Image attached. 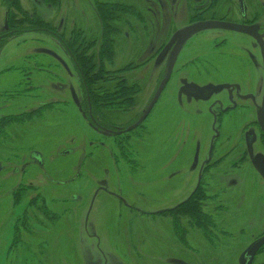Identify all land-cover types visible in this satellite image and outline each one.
I'll return each mask as SVG.
<instances>
[{"label":"rangeland","instance_id":"rangeland-1","mask_svg":"<svg viewBox=\"0 0 264 264\" xmlns=\"http://www.w3.org/2000/svg\"><path fill=\"white\" fill-rule=\"evenodd\" d=\"M13 4L12 15L20 21L24 12L33 13L43 23L29 26L28 33L2 48L0 87L20 78L21 68L24 73H35L51 65L56 76L52 74L43 84L53 85V91L49 87L38 93L39 101H49L53 96L50 131L41 128L40 132L38 123L33 125L40 120L39 115L23 125V119L3 120L6 112L0 110L4 125L13 122L7 128L6 142L0 139V264H243L246 250L264 235V152H257L264 140L258 138L255 129L248 130L256 134L255 152H232L216 169L218 184L231 187L225 194L229 215L226 220H217L216 230L211 226L213 232L203 229L208 222L193 213V207L180 218L154 215L176 203L187 190L184 183L194 184L189 165L194 157L199 163L203 160L213 133L205 119L180 124L169 120L192 117L196 107H208L181 94V74L173 73L165 86L170 71L165 66L175 64V55L168 52L171 44L163 49L162 45L171 35L172 25L179 28L182 23L178 9L173 14L170 8L172 1L58 0L53 6L42 0H0V32L4 13ZM115 4L128 5L129 11L118 13ZM54 35L63 42L77 43L82 54L96 55L93 71L101 78L98 94L108 99L101 102V108L110 109L113 125L128 126L157 100L139 129L125 138L103 141L90 127L77 107L81 98L77 73L63 58ZM56 57L67 65L61 67ZM24 58L27 60L21 63ZM178 66L177 60L175 68ZM190 70L188 83L195 86L218 89L214 86L227 81L224 72L207 75L203 68ZM245 77L240 75L239 79L244 81ZM252 77L258 79V73L247 76L246 87ZM121 84L133 92L114 96L113 89ZM25 102L26 108L37 104ZM13 107L8 112L22 110ZM203 116L208 115L204 112ZM18 120L22 125H17ZM224 126L222 133L226 134ZM241 126H226L231 129L227 134L234 138ZM50 133L53 137L46 139ZM128 138L127 147L117 146L119 140ZM196 139L202 145L201 152H192ZM101 141L106 143L104 148ZM186 145L187 151L182 152ZM31 148L41 151L45 170L28 167L24 176L14 174ZM132 150L136 153L133 164L117 163L118 152ZM167 165L168 170L164 169ZM167 178H173L168 185ZM19 183L21 189H17ZM219 226L230 233L221 232ZM252 264H264V247Z\"/></svg>","mask_w":264,"mask_h":264},{"label":"flooded vegetation","instance_id":"flooded-vegetation-1","mask_svg":"<svg viewBox=\"0 0 264 264\" xmlns=\"http://www.w3.org/2000/svg\"><path fill=\"white\" fill-rule=\"evenodd\" d=\"M171 1L172 4L170 8L175 11L173 14H176L178 9V14L180 15L179 19L182 23L179 28L172 25L173 31L171 35L168 36L167 41L162 45L163 49L171 44L168 47V52L175 55V64L170 67L168 66L169 64H166L165 66L166 70L167 67L170 69V71L168 70L167 72L168 74H166L168 79L165 86L167 87L173 73H177V75L181 74V77L184 76V78L182 77L180 80L181 84L179 83L181 94L201 101L204 104L207 103L206 106L208 107L205 109L196 107L192 113L194 117L174 116L170 117L169 120H172L175 124H180L181 121H194L198 123L203 122V119H205L204 123L206 124L207 120L209 121L208 124L211 125L210 127L213 133L212 137H210L206 143V149L204 151L206 154L203 157V160L199 163L198 159L194 157L191 160V165H189V178L195 180L194 184L184 183L183 188L186 187L187 190H184L181 195L178 196L179 199L176 203L154 212V215L165 216L167 218H180V216L185 215L189 211L187 210L189 209L187 208V204H192L198 210V217H201L204 221L208 222L203 229H208L213 232L216 230L217 220L219 218L226 220L230 211L228 203H225L227 201L225 194H227L226 190L230 191L231 187H227L226 189V187L222 188V186L218 184V176L216 173L218 165L221 162L226 161L232 152H255L253 147L256 143V134L254 132H249L248 130L254 131L255 129L258 138L262 141L264 140V129L260 124V120L264 121V0ZM125 4L127 3L125 2ZM125 4H119L120 6H116L117 4H115L118 13H122L120 11L122 9L129 11L128 5ZM13 6L14 4L11 5L10 8H7L4 13L3 26L0 32V51L6 44L25 35V33H21L12 37L10 36L11 32H9V26H11L10 23L14 18L11 16L10 20H8V13L14 9L12 8ZM16 20L20 22L19 19L16 18ZM197 26H200L201 29L189 33L190 29ZM113 31L114 30L111 32ZM113 33H119V31L115 30ZM53 39L63 50V58L66 59L65 61H68V65L73 66L77 73L79 92L81 94V98L78 99L79 104L77 107L87 123L92 125L90 127L97 130L99 135L103 137V141L108 137L115 140L125 138L144 124L156 104V99L154 103H149L147 110H150L142 122L135 128L128 130V128L134 126L146 112L128 126L113 125V122L110 119L111 117H109L110 109H107L106 107L101 108L100 104V113H97L96 111L94 113V110H91L90 101L88 99L89 97L85 95L87 93L83 88V79L75 52L88 59H92V61L94 60V57L97 58L96 55L91 53H89V56L82 54L79 51L80 46L78 47L77 43L72 41L63 42L62 38L59 36L54 35ZM107 42L110 43V41ZM153 57L154 56L150 57L149 60L146 61V64L150 62ZM54 59L57 64L59 63L61 65V67L67 65L65 62L59 61L57 57ZM26 60L27 58L21 59V63ZM37 60L38 59L35 60V63ZM177 60L179 61V66L178 68H175ZM166 62L169 63V54L168 57H166ZM202 65L206 66V68ZM49 66L51 67V65ZM49 66H47L48 68H44V66L40 67L41 71L35 73L28 70L25 72L26 74L21 68L19 69L20 78L12 79L10 84L0 87V110L6 112L3 114V120L23 119L24 125L34 120L35 117L39 115L40 120L34 121L33 125L36 126L35 124L38 123L37 128L40 132L41 128H45L47 131L53 129V96L52 94L49 95L52 96L49 98V101H39L40 96L38 94L42 91V88L46 89L50 87L51 91H53V85L48 87H45V85L43 86L45 81H50L52 74L54 77L56 76V72L53 73V70L55 69L50 68ZM190 68H192L194 72L200 71L203 68L207 75L224 72L226 73L224 78H226L227 81L214 86L219 87L218 89L208 85L195 86L190 81V83H188L187 75L188 73L190 74L193 72ZM250 71L252 72L250 73ZM47 73H49V75ZM256 73H258V79H253L252 77V82L248 84L249 88L246 87L247 76H250L251 74L255 76ZM240 75H246L244 81L239 79ZM165 86L163 88H165ZM9 88L10 90H8ZM121 88H124L129 94L133 92L129 88L123 87L121 84L113 89L114 96ZM11 90L14 91L10 92ZM137 92L138 90L135 89V93ZM211 96H214V98L210 101L208 99H210ZM26 100L30 101L31 104L36 102L37 104L34 107L26 108ZM85 101L87 103V105L84 106L86 113L80 109V106H82ZM17 104H20L21 107H13V105ZM10 106L13 108H21L22 110L18 113H10L8 112ZM204 112L208 115L206 116L207 118L204 116L202 117ZM12 123V121H9L4 125L3 121H0V139H2L3 144L6 142V137L8 136L7 128H9V126L11 127ZM16 123H18L17 125H22L20 120ZM224 123L226 126L233 124L242 126L236 130L237 133L233 138L232 133L227 134L231 129L226 126H224L226 134L222 133V125H224ZM51 137H53L52 133L48 134L46 139H50ZM103 141L100 142V145L104 148L106 143ZM126 141H129V138L124 139V141L119 140L117 146L120 147L124 145L127 147L128 143ZM122 142L125 143L123 144ZM131 144L134 146L133 143ZM189 144H191V142H189L188 145ZM188 147L189 146L187 145L183 146L181 148L182 152H184V149L186 152ZM201 147L200 140L196 139L194 150L192 152H201ZM257 152H264V144H260V150ZM188 157H185L184 160H187ZM116 158L117 163L129 161V163L133 164L132 161L136 160V153L134 150H132V152H118ZM28 167H33L36 171L45 170V162L43 161L42 153L39 149L31 148L28 150L27 160L20 165L19 171H14V174L20 173L22 177L26 174ZM168 168H170L169 165L164 167V169L167 170ZM228 170L229 172H232V167ZM169 174L170 172L166 173V176L170 177ZM185 174L186 172L183 171L182 183L185 182ZM171 179L173 178L165 179L167 181L166 185L171 182ZM204 179L208 180L204 181ZM29 185L33 186L34 183L30 181ZM21 188V183H19L17 189ZM99 189L105 191L103 187H100ZM173 214L174 216H172ZM210 226L213 231L210 229ZM219 230L223 233H230L229 230L222 228V226H219ZM214 233H217V231ZM263 247L264 245L259 250Z\"/></svg>","mask_w":264,"mask_h":264},{"label":"trees","instance_id":"trees-1","mask_svg":"<svg viewBox=\"0 0 264 264\" xmlns=\"http://www.w3.org/2000/svg\"><path fill=\"white\" fill-rule=\"evenodd\" d=\"M43 2H47V3H53V6L56 5V3L58 2V0H42ZM13 12L10 11V13H8V20H10L11 16ZM23 17L20 22H18V20H16V17L13 16L14 20L11 21V26H9V32L10 33V36H15V35H19L21 33H28L29 30L27 29L29 26H38L40 24H42L43 22H41L39 19L36 20V18L33 17V13L32 15H28V14H25L24 12H21L20 13ZM77 58H78V65H79V70L81 72V75H82V79H83V88H84V91L87 93L85 95H87L89 98V101H90V107H91V110L93 111L94 110V113L95 111L97 113H100L99 112V109H100V104L101 102H107L108 99L107 98H103L99 96L98 94V90L100 89V87H97V82H99L101 80V78L97 77L95 75V72L93 71V68H94V65H93V61L92 59H88L87 57H84L82 55H79L77 52H75ZM126 94H129L124 88H121L119 90V92L115 95V96H123V95H126ZM87 103L86 101L82 104V106H80V109L82 111H84V113H86V109H84V106H86ZM188 205V206H187ZM185 206H187V210H190L192 207H193V213L194 211L197 213L198 210L197 208L192 205V204H187ZM184 206V207H185ZM183 207V208H184Z\"/></svg>","mask_w":264,"mask_h":264},{"label":"water","instance_id":"water-1","mask_svg":"<svg viewBox=\"0 0 264 264\" xmlns=\"http://www.w3.org/2000/svg\"><path fill=\"white\" fill-rule=\"evenodd\" d=\"M201 29L200 26H197L193 29H190L189 33H193L194 31H197ZM155 102V99L153 100L152 103ZM150 110V109H149ZM146 111V113L144 114V116L132 127L128 128V130H131L133 128H135L139 123L142 122V120L144 119V117L146 116V114L148 113V111ZM260 124L264 129V121L260 120ZM264 245V236L260 237L259 239H257L255 242H253L249 248L246 250L245 254H244V261L243 264H252V261L257 253V251Z\"/></svg>","mask_w":264,"mask_h":264}]
</instances>
